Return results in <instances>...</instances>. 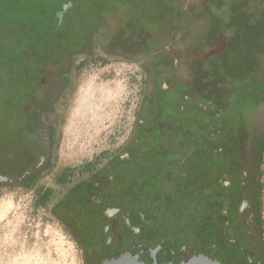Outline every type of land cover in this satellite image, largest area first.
<instances>
[{"label": "rangeland", "instance_id": "1", "mask_svg": "<svg viewBox=\"0 0 264 264\" xmlns=\"http://www.w3.org/2000/svg\"><path fill=\"white\" fill-rule=\"evenodd\" d=\"M86 1L74 0L56 37L51 19L63 0H0V264H87L79 233L67 215H53L48 205L60 190L56 179L61 172L82 175L131 142L144 84L135 60L159 61L153 72L169 76L172 64L162 53L167 48L179 63L182 83L219 110L222 139H229V127L237 119L264 124L262 59L253 68L243 61V50L232 52L228 62L215 59L209 73L208 66L198 72L201 38L186 51L179 50L177 41L185 25H194L200 37L207 29H223L213 24L217 17L229 24L231 42L241 39L240 33L247 30L234 16L245 12L253 21L264 20V0H129L117 17L101 10L99 2ZM95 12L99 18L94 24L92 17L86 22ZM92 29H102L107 36L118 31V42L108 47L110 56L75 61L73 89L56 134L55 168L34 189L22 187L23 172L34 170L38 150L13 125L26 126L33 119L29 101L39 88L48 87L51 95L61 92L66 83L58 78L62 49L73 46L79 33L88 37ZM73 52L78 53L76 47ZM188 57L186 74L181 64ZM38 124L36 119L32 131L41 139L44 133ZM259 154L249 169L255 177L252 209L264 249V159ZM45 188L51 190L45 204L37 205L38 192Z\"/></svg>", "mask_w": 264, "mask_h": 264}, {"label": "water", "instance_id": "2", "mask_svg": "<svg viewBox=\"0 0 264 264\" xmlns=\"http://www.w3.org/2000/svg\"><path fill=\"white\" fill-rule=\"evenodd\" d=\"M173 59L172 74L144 103L131 143L100 173L98 192L117 194L118 209L153 235L167 264H264L253 182L249 187L247 172H220L219 110L182 83ZM13 127L44 148L36 126Z\"/></svg>", "mask_w": 264, "mask_h": 264}, {"label": "flooded vegetation", "instance_id": "3", "mask_svg": "<svg viewBox=\"0 0 264 264\" xmlns=\"http://www.w3.org/2000/svg\"><path fill=\"white\" fill-rule=\"evenodd\" d=\"M88 1L99 2L102 5L99 8L105 9L112 15L111 17H117L122 12L121 8L129 2V0H87L86 2L89 3ZM73 2L74 0H63L61 7L51 19L53 30L51 33H54L56 37L61 31L60 25ZM91 17L93 18L92 24H94L99 18L98 12L86 17V22H90L88 19ZM101 30L92 29V34L88 37L84 33H79L76 35L77 41L73 46L69 49H62L64 55L62 56V67L58 70V78L66 83L63 84L59 94L51 95L49 88L44 86L39 88L38 94L33 93L31 96L29 106L32 108L31 114H34V117L26 126L33 127L37 119L43 128L44 137L41 136L40 142L44 148L35 152L37 163L34 170L27 175H25L26 171L23 172L20 182L22 187L26 184L28 189H34L39 181L55 168L56 134L64 102L73 89L75 61L80 57L95 61L97 57L103 58L106 55H112L109 53L108 47L115 46L118 42L115 40L118 31L114 32L112 36H107ZM102 41H104L103 44ZM75 47L78 53L73 52ZM162 53L167 56L166 62L169 61L173 66L174 55L167 48H163ZM135 62L142 72L144 83L140 114L150 93L159 89L163 79L167 76L153 72L160 65L159 61L135 60ZM229 130V139H222L221 128L218 136L220 172L228 177H233L241 171L247 172L249 185L250 182L255 181L250 169L253 168L259 151L260 160L264 159L262 153L264 150V127L260 124L240 122L230 126ZM135 133L136 127L134 135ZM22 136L24 135L22 134ZM113 157L82 175L70 176L67 170L61 172L56 179L60 190L56 198L48 205L49 211L55 216L67 215L69 225L79 233L78 239L85 252L87 264H167L168 262L160 255L153 235L142 233L141 222L131 213L130 216L126 215L127 208H125L126 212L123 209H118L116 204L118 205L120 202L114 200L117 194L106 189L98 192L100 173L113 163ZM260 175L259 173V177ZM43 190L48 191L46 188ZM164 252L167 253L165 250Z\"/></svg>", "mask_w": 264, "mask_h": 264}, {"label": "trees", "instance_id": "4", "mask_svg": "<svg viewBox=\"0 0 264 264\" xmlns=\"http://www.w3.org/2000/svg\"><path fill=\"white\" fill-rule=\"evenodd\" d=\"M234 19H236L239 25L242 24L247 32L245 34L239 32L242 38H235L233 42L230 40V28L227 26L229 24L226 25V21L218 17L214 20L213 24L217 26L218 23V27L222 25L223 29H219L217 32L216 29L215 31H213V29H207L201 37L195 32L193 28L194 25H183L184 27L181 29L183 30V34L180 37L181 39L177 40L179 50L186 51L191 44L196 43L201 38L199 48L196 52L198 61L195 68L198 72H203L202 69L208 66L207 71L209 73L212 68L211 66L215 63V59L220 62V64H224L228 62V55L230 53H241L242 50L245 53L243 61L251 64L253 68L258 66L260 59L264 62V20L258 18L257 21H253L252 15L245 12H238V14L234 16ZM233 44L234 47H232ZM190 59V57L186 58L181 64L183 72H186V74L188 73ZM216 64L218 63L216 62ZM30 108L31 107H29V109ZM48 194L49 192L46 190H39L36 200L37 205L45 204Z\"/></svg>", "mask_w": 264, "mask_h": 264}]
</instances>
